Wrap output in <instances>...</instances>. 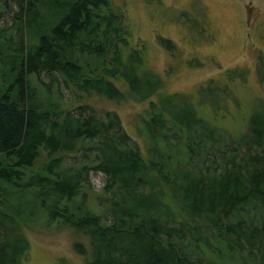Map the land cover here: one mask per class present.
<instances>
[{"label": "trees", "instance_id": "obj_1", "mask_svg": "<svg viewBox=\"0 0 264 264\" xmlns=\"http://www.w3.org/2000/svg\"><path fill=\"white\" fill-rule=\"evenodd\" d=\"M16 3L25 41L0 44V264H23L36 222L69 229L85 264H264V104L233 136L183 95H161L137 129L142 151L116 114L64 108L33 84L45 75L115 103L155 96L162 83L143 70L146 47L123 13L111 0ZM242 78L230 71L197 92L230 99ZM71 154L81 161L67 164ZM90 172L105 177L104 215L85 203Z\"/></svg>", "mask_w": 264, "mask_h": 264}, {"label": "rangeland", "instance_id": "obj_2", "mask_svg": "<svg viewBox=\"0 0 264 264\" xmlns=\"http://www.w3.org/2000/svg\"><path fill=\"white\" fill-rule=\"evenodd\" d=\"M111 3L123 13L133 42L139 40L146 47L143 70L161 81L158 96L138 101L127 95L121 103L96 97L78 98L62 85H49V79L41 75L40 82L33 84L43 99L69 109L85 104L94 109L97 117H103L105 112L116 114L124 133L142 151L137 129L142 127L150 103L158 104L161 95H183L209 124L225 133L238 136L245 132L251 114L264 104V0H111ZM17 9L16 0H0V27L6 30L0 44L12 48L26 38L14 22ZM230 71L243 74L241 81L228 84L230 99L197 92L210 82L222 88ZM213 111L215 116L211 119ZM80 155H67V164H78ZM104 183L102 174L90 172L89 188L84 189L87 206L92 208L97 201L96 212L102 215L106 210L96 198L101 195ZM24 229L28 251L23 264H85L84 258L74 251L75 238L69 229L41 222ZM83 243L87 248V241ZM238 259L234 264H242Z\"/></svg>", "mask_w": 264, "mask_h": 264}]
</instances>
